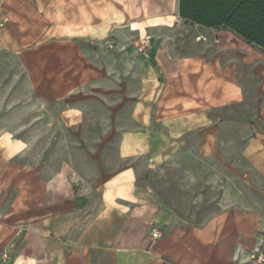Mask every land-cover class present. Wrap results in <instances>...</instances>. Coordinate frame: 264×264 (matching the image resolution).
<instances>
[{
	"label": "crops",
	"instance_id": "0c3cea01",
	"mask_svg": "<svg viewBox=\"0 0 264 264\" xmlns=\"http://www.w3.org/2000/svg\"><path fill=\"white\" fill-rule=\"evenodd\" d=\"M0 24V52L17 66L13 103L25 88L42 106H63L67 126L99 109L104 120L118 114L127 164L86 189L65 167L37 176L28 143L0 134V249L27 250L12 264L264 257L263 53L183 21L178 0H0ZM142 36L152 41L147 60L135 52ZM208 40L215 48L207 54ZM148 155L187 170L189 180L202 169L203 185H218V210L199 226L174 227L173 210L137 184L131 162ZM210 156L218 177H207ZM154 225L161 237L151 241Z\"/></svg>",
	"mask_w": 264,
	"mask_h": 264
},
{
	"label": "rangeland",
	"instance_id": "374dc122",
	"mask_svg": "<svg viewBox=\"0 0 264 264\" xmlns=\"http://www.w3.org/2000/svg\"><path fill=\"white\" fill-rule=\"evenodd\" d=\"M213 48V40H208L207 54ZM13 68H17L15 61L0 52V134L14 132V138L28 143V155L35 160L37 176L54 175L65 167L71 177H78L83 186L90 189L92 184L101 182L127 165L118 156L122 141L118 114L115 121L104 120L105 115L99 109L96 114L85 113L80 125L67 126L60 118L63 106H42L31 99L25 88H20L19 97L14 100L19 102L13 103L15 89L8 87L15 75L11 71ZM18 75L22 84L26 74L20 72ZM149 155L131 162L136 169L137 184L173 210L174 216L168 219L174 227L199 226L218 210V185L204 186L202 169L190 172L189 180L187 170L171 167L170 160L156 164L157 159H151ZM220 155L226 158L229 153L223 149ZM213 159V156L207 157L212 167L207 170L208 178L221 174ZM26 251L24 247L0 249V264H12L17 253Z\"/></svg>",
	"mask_w": 264,
	"mask_h": 264
},
{
	"label": "trees",
	"instance_id": "16d2710c",
	"mask_svg": "<svg viewBox=\"0 0 264 264\" xmlns=\"http://www.w3.org/2000/svg\"><path fill=\"white\" fill-rule=\"evenodd\" d=\"M183 21L233 34L264 54V0H178Z\"/></svg>",
	"mask_w": 264,
	"mask_h": 264
},
{
	"label": "built area",
	"instance_id": "2783aa9c",
	"mask_svg": "<svg viewBox=\"0 0 264 264\" xmlns=\"http://www.w3.org/2000/svg\"><path fill=\"white\" fill-rule=\"evenodd\" d=\"M0 24V29L2 28ZM197 40H203L202 37L197 38ZM152 48V41L149 36H142L138 38L135 45V52L140 58L147 60L150 57V50ZM151 241H155L161 237V232L156 225L152 226L149 230ZM257 253V251H255ZM250 261L253 264H264V257L260 254H253L250 256Z\"/></svg>",
	"mask_w": 264,
	"mask_h": 264
}]
</instances>
